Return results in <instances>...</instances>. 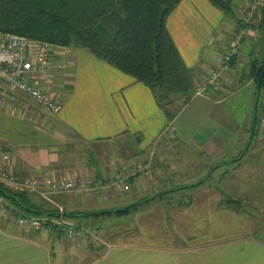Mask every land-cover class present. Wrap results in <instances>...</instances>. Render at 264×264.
Returning <instances> with one entry per match:
<instances>
[{"label":"crops","instance_id":"0c3cea01","mask_svg":"<svg viewBox=\"0 0 264 264\" xmlns=\"http://www.w3.org/2000/svg\"><path fill=\"white\" fill-rule=\"evenodd\" d=\"M178 1L168 18L167 28L183 61L193 72L200 93L194 100L202 98L211 110L196 113L195 118L201 116L193 131L186 135L175 127V117L174 148L180 158L194 155L199 159L200 163L194 165L203 164V171L208 172L200 182L205 184L198 188L191 204L183 208H171L166 202L155 200L147 203L151 205L146 206V210L139 207L123 216L117 212L141 203L139 195L145 177L133 178L129 194L125 192L124 195L115 188L99 194H51L49 185L68 177L75 180L96 178L111 185L112 176L123 166L122 154L118 153L119 141H128L136 157L144 158L143 153L164 136L169 123L147 86L98 60L89 51L71 49L67 59H56L58 65L63 61L71 64L64 71L56 70L52 93L61 102L62 111L49 117L46 132L40 130L42 122L38 119L42 115L34 100L19 91L9 94L7 89L0 87V143L10 157L9 165L0 164V169L6 168L8 173L22 180L46 184L44 192L50 195L51 203L38 194H27L33 207L55 211L59 207L66 214H90L92 216L70 220L88 229H103L106 233V228L115 226L108 224L113 217H125L127 221L122 223L126 226L123 225L122 232L114 237L108 234L106 241L109 243L96 247L57 232L22 229L0 213V264H218L219 260L234 256L244 263L264 264V233L256 231L260 221L250 216L264 213V204L259 201L252 205L250 199L245 200L239 214L221 206L224 196H232L227 191L232 182L241 185L238 190L242 191L244 199L251 198L252 191H258V198L264 197V139L255 136L258 88L255 92L252 79L243 82L235 76L247 64L244 57H239L232 66L233 76L222 79L218 88L204 91L206 74L209 77L207 72L217 69L228 47L223 38L231 39L232 36L225 35L228 17L208 0ZM249 1L234 0L235 10L248 5ZM229 28L235 31V27L230 25ZM219 48H223L221 55ZM4 90L6 94L3 95ZM242 95L238 116L232 111L218 114L220 107ZM91 154L96 161L95 167L89 163ZM223 168L226 174L223 183L228 185L219 189L209 186L211 178ZM231 168L236 172L241 168L242 176L231 177ZM128 200L132 205L127 204ZM1 202L10 205L2 198ZM113 211L114 214L103 217V213ZM98 213L102 216H95ZM153 213H159V221ZM174 213L179 215L178 222L174 218L171 220ZM188 214L200 215L194 221L196 227L189 225ZM142 218L149 220L145 225L148 237L151 232H157L152 239L135 238L142 234ZM187 230L189 235L185 233ZM208 236H212V240Z\"/></svg>","mask_w":264,"mask_h":264},{"label":"trees","instance_id":"16d2710c","mask_svg":"<svg viewBox=\"0 0 264 264\" xmlns=\"http://www.w3.org/2000/svg\"><path fill=\"white\" fill-rule=\"evenodd\" d=\"M208 1L227 17L234 14V0ZM178 4V0H0V35L13 34L56 47L89 51L98 60L147 86L170 122L176 117L170 108L177 102L185 108L198 94L193 72L183 61L167 28L168 18ZM90 157V166H97L92 154ZM0 190L12 197L0 195V198L19 211L26 214L30 211L31 216L57 215L55 210L31 206L27 194L15 193L3 185ZM164 196H154L117 214L126 215ZM221 206L236 214L243 211L241 200L230 196L223 197ZM114 213H103V217ZM80 216L92 215L66 214L68 218Z\"/></svg>","mask_w":264,"mask_h":264},{"label":"rangeland","instance_id":"374dc122","mask_svg":"<svg viewBox=\"0 0 264 264\" xmlns=\"http://www.w3.org/2000/svg\"><path fill=\"white\" fill-rule=\"evenodd\" d=\"M252 1H255V0H250L248 2V5L245 4L243 7L241 6L242 8L239 7L238 10H235V7H234V10H233L234 14L232 16H228L227 22H226L227 28L225 27V29H226L225 31H228V32H225V35L227 34V36L229 37V35L232 34L231 39H229V38H227V39L223 38V39L227 40L226 43L229 45V43H231V41L234 38L233 34L235 31H239V32L243 31L244 32L243 38H242L243 47L241 50L240 58L244 57L246 60L245 62H247V64L243 70L237 71L235 73V76L237 78L240 77L243 82L247 79H249V80L252 79L251 80V81H253L252 87L255 89V92H256L257 91L256 89L258 88V84H259V80H260V72H261V69L264 68V66H263V58H264V34H263L264 7H261L260 10L255 12V16L251 21H249V22H247V20L245 21V16L248 15V13L250 12L249 8H250V5L252 4L251 3ZM230 25L235 27V29H234L235 31L232 32V30L229 28ZM235 34L238 35V33H235ZM245 48H246V50H245ZM219 50H220L219 54L221 55L223 48H219ZM63 56H65L63 58L67 59V55H63ZM238 59H236V60H238ZM207 73L209 74V72H207ZM233 75H232V70H231V73H229L227 76L222 77L220 79V81H222V79H224V78L229 79V77L233 76ZM208 79H209V77L206 74V79H204L206 92H207V90L211 89V87H208V85H207ZM220 81L218 83V86L220 84ZM218 86L215 87L214 89L218 88ZM0 87H4L5 89H7V91H9V94L15 93L17 91L15 89H13V87L9 86L6 82L4 83V81L1 79H0ZM203 94L205 95V93H203ZM242 104H243V95L240 96L239 98H236L234 100L229 101L225 106L220 107L218 110V114H224V113H227L228 111H232L235 113V116H238L240 114L239 113L240 108H241L240 106ZM31 108H32V106L30 107V109ZM37 108H39V110H40L39 113H41V115H42V118L38 119V120H41V122H42V128L40 127L41 128L40 130H41V132L42 131L46 132V127L49 124L48 121L50 120L49 117H51V115H54V114L48 113L44 108H42L40 106H37ZM210 110H211V106L209 104L205 103L202 100V98H198L195 100L193 99L192 103L189 106H187L186 108L180 107L178 102L170 108L171 114L175 115L177 118L175 120V127L177 128L178 131H180L182 129L183 135H186L187 133H189V131L190 132L193 131L195 125L197 124L199 117L201 116V115H197V117L195 118L194 115L196 113H206V112H209ZM258 110H259V106H258ZM170 124H173V126H174V121H170L168 123L167 128L164 131V133H165L164 136L160 137L156 141V143H154L146 153H143V155L145 154L144 158L143 157H136V152L132 148L131 144L128 141H126L125 139H123L122 141H119L118 144H121V146L118 145V148H119L118 153L122 154V161H123L122 165L123 166L120 167L117 171L121 172L124 169H127V168L131 169V167L138 166V165H144V166L150 165L148 167L147 173L139 174V176L145 177L144 183H143L144 187L141 188L142 191L140 192V195H139V201L142 202V201L147 200V199H153L154 196L165 194L166 196H164L163 199H159V201L166 202L168 204V206H170L171 208H180V206H182V208H183L185 205L189 204V202H192V200H194V196L196 195V193L199 189L198 188H192V189H188V190L186 189L183 191L182 190L178 191V189H183V187L184 188L185 187L186 188L193 187V186L197 185L198 183H200L201 181H203L206 178V175H208V172L203 171L204 170L203 164H200V166L194 165V164L200 163V161H198L199 159H197L194 155H188V157H182V158L179 157V155L177 154V151L174 148L175 141H176V136H175L176 132L175 131L173 132V130L170 128ZM37 126H38V124H37ZM50 133H51V131H49L48 134H50ZM169 136H170V138H167ZM263 139H264V137L262 138V140ZM114 143H116V142H114ZM0 146H2L4 149V146L1 143H0ZM111 151L115 152L113 149ZM147 160L150 162L148 163ZM144 161H147V162H144ZM196 161H198V163H195ZM208 167L211 169L214 166H208ZM224 171H225V168L220 169L219 173L214 175V178H211V181H209L208 185L209 186L215 185L218 187V189L220 188V186L224 187L225 185H228V184L223 183L224 178L226 177V174H224L225 173ZM229 173L232 174L231 177L237 176L240 178L242 176L241 168H239V170L237 172L235 171V168H231V171ZM18 179H19V181L22 180L21 178H18ZM22 181H24V180H22ZM234 184H236L235 187H234ZM0 185H2V184H0ZM3 186H5V184ZM5 187L7 188V186H5ZM239 187H241V185H239L238 183L232 182L231 184H229V186L227 187V191L229 192V194L232 195V196H230L231 198H233L235 200H241V202L243 203V206L245 205L244 204L245 200H247V202H248V199H250V203H252V205H256L255 202L258 203L259 201L262 202V205L264 204V197L260 196V198H258L256 196L258 191H252L251 192V194H252L251 198L247 197L246 199H244L243 195H242V191L238 190ZM255 190H257V187ZM174 191H177V192L174 193ZM125 192H127V194H129V190H127V191L125 190L122 192L123 195L125 194ZM18 194H20V193H18ZM63 198L67 199V197H65V196ZM1 203L5 204V202H1ZM127 204L132 205V201L128 200ZM150 205L151 204H149V205L145 204V206L144 205L141 206V207H143V208H141V210H146L147 208L145 209V207L146 206L149 207ZM255 207H257V206H255ZM224 209H226V208H224ZM257 209H259V208L257 207ZM137 212H139V210ZM176 212H177V210H176ZM154 215H155L154 217H155L156 221H159V218H160L159 213L154 214ZM247 215H249V214H247ZM250 216H252V217L258 219V221H260V224H258L256 231L264 233V223H263L264 213L250 214ZM198 217H200L199 214H194V215L188 214V221L191 220L189 225L196 227V224L194 221ZM173 218H174V220H176V222L179 221V219H178L179 215H177L175 213H174V217H172L171 220H173ZM124 221H127L125 217H119V218L113 217L112 221L108 222V224L112 223L115 226H113L112 228H109L110 230L108 228H106V230L108 232L107 233L104 232L105 237L102 240L103 243H100L99 245L100 246L104 245L105 242L109 243V241H106V240L109 239L110 235L114 237L115 235L118 234L119 231L122 232L121 227L123 225L126 226L125 223H122ZM147 221H149V220L148 219L145 220L144 218H142L140 220V226L142 229V231H141L142 234L140 236L135 237L136 239H138V240H142V239L145 240L147 238L152 239L153 233H156V235H157V232L154 231V232H151L150 237L147 236V233L145 230V229H147V228H145V225H147V223H148ZM112 224H110V225H112ZM240 224H241V222H240ZM76 225H78V224H76ZM90 230H92V229H90ZM101 230H103V229H101ZM103 231H105V230H103ZM160 232L162 233V230H160ZM185 233H186V235H189L190 231L187 230ZM108 234H109V236H108ZM208 238L210 240H212L213 237L208 236ZM94 246L98 247V244H96ZM201 248L205 249V247H201ZM218 262H219L218 264H248V263L242 262L240 260V258L237 256H234L233 258H229L228 260H223V261L219 260Z\"/></svg>","mask_w":264,"mask_h":264},{"label":"built area","instance_id":"2783aa9c","mask_svg":"<svg viewBox=\"0 0 264 264\" xmlns=\"http://www.w3.org/2000/svg\"><path fill=\"white\" fill-rule=\"evenodd\" d=\"M252 3V4H251ZM250 4V12L245 16V21H251L255 12L264 7V0H255ZM243 31L238 32L229 43L222 59L219 61L216 70L209 73L208 87L218 86L220 79L231 73L232 63L240 57L243 47ZM69 48L55 47L50 44L32 41L25 37L13 34L0 35V79L6 82L13 89L24 93L34 100L40 107L48 113L57 115L62 111V104L56 98L52 89L56 79V70H66L71 62L63 61L56 64V59H63V55H69ZM264 66V65H263ZM206 92V88L204 90ZM6 94V90L2 92ZM200 93H198L199 95ZM258 136L264 137V80L263 88L260 92L258 110ZM170 128L175 131L173 124ZM10 163L9 155L0 146V164L3 167ZM150 165L133 166L123 171L117 172L111 179V185L96 178L75 180L65 178L52 182L49 187L52 195H66L73 193H93L99 194L111 188L127 191L130 181L139 174L148 172ZM0 184L15 189L17 193L38 194L44 200L51 203L50 195L44 192L45 183L37 180H20L6 171L0 169ZM56 216H27L8 204L0 203V213L2 217L8 219L12 224L26 230L57 232L68 239H76L82 243L93 245L103 243L105 237L103 230H90L76 225L70 218L66 217L63 209L57 208Z\"/></svg>","mask_w":264,"mask_h":264},{"label":"water","instance_id":"95a60500","mask_svg":"<svg viewBox=\"0 0 264 264\" xmlns=\"http://www.w3.org/2000/svg\"><path fill=\"white\" fill-rule=\"evenodd\" d=\"M263 65H264V58H263ZM263 80H264V70H263V74H262L261 79L259 80V84H258V97H257V100H256V105H255V114H256V115H255V124H256V122H257L258 106H259L260 92H261V90H262ZM253 137H254V135H252V139H253ZM193 187H195V186H193ZM0 195H1L2 197L6 198V199H7V198H12V197H10L6 192L1 191V190H0ZM28 213L31 214L30 211H28Z\"/></svg>","mask_w":264,"mask_h":264}]
</instances>
